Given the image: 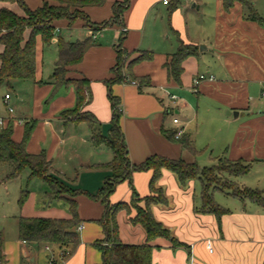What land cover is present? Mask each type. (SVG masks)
<instances>
[{"label": "crops", "instance_id": "crops-1", "mask_svg": "<svg viewBox=\"0 0 264 264\" xmlns=\"http://www.w3.org/2000/svg\"><path fill=\"white\" fill-rule=\"evenodd\" d=\"M24 1L31 10L44 4V0ZM121 1L106 0L101 6L84 8V12L93 23H102L113 17V6ZM164 1L130 0L123 14L122 27L115 25L95 34L86 28L83 21H77L72 26L67 20L56 21L51 45L56 49L52 58L54 66L58 57V39L61 37L69 41L63 37V32H68L70 36L80 33V40L69 42L93 38L95 44L88 49L81 63L70 68L67 76L90 82L91 101L83 111L97 119L98 129L104 136L110 134L113 117L109 91L120 100V123L133 165L142 164L153 156L196 162L195 155L180 142L169 140L163 134V130H183L184 135L194 143L188 123L178 117L182 110L188 108L184 100H187L186 92L190 90L197 98L196 110L200 105L205 112V132L214 137L209 144L218 150L215 162L224 158L251 164L247 175L231 179L240 189L259 191L264 197V23L261 25L247 20L244 8L238 2L226 10L223 0H169L168 5ZM51 3L55 5V2ZM252 3L264 21V0L260 4ZM4 8L24 15L16 3H0V11ZM159 19L165 25L163 38L166 46L155 53L148 49L151 46L148 37L152 38ZM121 28L126 29L122 48L132 54V60L143 52L154 54L153 60L140 61L129 71H124L125 75H133L139 81L146 79L150 82L142 88L129 79L112 85L110 89L106 85V81L113 77L116 46L123 34ZM29 36L30 30H27L25 39ZM181 43L197 47L198 53L184 62L182 83L178 85L169 78L166 64ZM45 48L41 36H38L35 79L26 80L32 85V96L27 99L32 102L31 108L28 111L19 110L12 105V95L5 93L0 96V120H4L5 124L13 120V141L16 143L22 141L25 125L34 123L26 146L27 153H44L51 162L54 176L72 189L86 193L75 199L80 219L76 229L79 244L63 259V252L57 247L20 239V218L71 219L72 213L65 200L48 202L47 188L41 180L30 183L27 201L20 206L21 191L27 186L28 175L24 188L20 185L17 192H9L8 185L18 177L0 185V264H102V253L94 244L105 237L100 224L105 206L88 197V194L98 193L107 179L112 178L109 163L113 160V153L106 145L94 147L87 122L66 119L65 112L77 105L76 91L73 86L56 88L49 83L54 67L45 68ZM3 50L0 45V54ZM202 63L213 68L200 73ZM201 75L206 79L195 84ZM168 94L176 98L171 100ZM7 95H10L8 102L5 99ZM9 107L14 110L13 113L8 111ZM3 110L6 112L4 115L1 114ZM170 116L173 118L168 122ZM176 118L178 124L174 123ZM6 164L0 163V171ZM152 174V171L134 172L131 181L117 185L110 202L130 203L134 191L141 199L151 196ZM36 181L38 186L31 189ZM157 187L163 190L166 203L152 205V214L180 245L173 246L166 238L153 240L150 243L153 248L151 264H264V207L217 191L214 200L227 211L217 218L201 211L200 180L181 185L175 174L163 170ZM216 195H224L231 202L219 203ZM135 216L136 211L133 210L131 214L120 211L116 216L119 239L125 245L147 243L145 229L131 222ZM208 242L212 244L213 253L207 249Z\"/></svg>", "mask_w": 264, "mask_h": 264}, {"label": "trees", "instance_id": "trees-1", "mask_svg": "<svg viewBox=\"0 0 264 264\" xmlns=\"http://www.w3.org/2000/svg\"><path fill=\"white\" fill-rule=\"evenodd\" d=\"M106 0H44L43 6L36 10H31L24 0H0V3H16L23 10L24 15H19L9 9L0 11V45L4 50L0 54V90L3 87L12 89L14 81L34 80L36 73V38L41 36L44 46H51L55 33V22L67 20L69 25H74L77 21H83L86 28L93 30V34L99 33L108 27L115 25L123 26V14L128 9L130 0H123L113 6V17L102 23H93L84 12L88 6H101ZM51 2L57 3V5ZM241 3L244 8L245 18L249 21L258 22L263 25L264 21L258 14L250 0H223L226 10H230L234 4ZM30 30V36L25 39V33ZM126 32L119 38L116 46V64L112 69L113 77L106 81L107 87L117 83H123L127 79L133 83H138L139 88L147 86L150 82L146 79L139 81L133 75H125L131 67L140 61L153 60V52H143L136 59L131 60L127 66L122 63L123 56L132 55L122 48ZM92 37L83 41L69 42L59 38L56 43L57 61L52 73L50 84L56 88L73 86L77 95V105L73 110L65 112V115L73 113L77 115L75 121H85L92 131L91 141L94 147L99 148L106 145L113 153V160L109 167L113 171L112 178L96 194H88V197L95 201H100L105 206V213L100 221L103 227L104 239L95 242L94 246L102 253V264H151L152 246L150 243L157 238L170 239L173 246L180 245L174 238H171L169 230L165 229L161 223L155 220L151 207L154 204L166 203L163 190L157 187L163 170H168L175 174L181 185H186L193 180H200L202 184L201 200L204 213H210L220 218L226 214V210L221 208L214 200V193L217 191L229 194L240 199H248L261 207H264V197L261 192L244 189L249 197H244L238 192H229L216 188L217 176L223 175L227 178H238L247 175L251 170V164L244 162H232L227 159H218L210 167L200 168L196 162L188 163L183 159L172 160L161 156H153L139 165H133L129 159V151L120 119L122 108L120 100L109 91V99L113 111L112 123L109 136H104L98 129L97 119L83 109L90 103V82L87 79L68 78L70 68L82 62L86 52L94 45ZM198 48L181 43L178 51L171 56L166 64L169 78L178 85H181V78L184 72V62L196 56ZM79 111H82L79 112ZM81 113V114H80ZM35 124L25 125L24 136L20 143L13 141L14 122L8 120L0 131V163H9L12 171L4 179H0V185L6 181L20 177L28 171L27 186L21 191L20 206L24 205L29 196L28 186L34 180H41L46 186V198L49 203L65 200L71 207V219H47V218H20L19 236L27 243L38 245H48L57 247L62 253V258H67L69 254L78 246L79 238L77 227L80 219L77 211L76 197L86 194L81 190L72 189L58 177L51 175V162L47 160L44 153L38 155L28 154L27 143L33 133ZM163 134L173 141H178L182 146L196 155L197 151L194 143L188 136L176 139V131L168 132L163 130ZM152 171L150 187L152 195L146 198H139L134 191L130 203L112 204L109 200L117 185L124 181H131L134 172ZM157 194V196H153ZM140 203H144L141 206ZM136 211V216L131 219L134 225H141L147 233V243L145 245L134 246L123 244L118 235L119 227L116 216L120 211ZM70 250V251H69ZM53 264H58L53 262Z\"/></svg>", "mask_w": 264, "mask_h": 264}, {"label": "rangeland", "instance_id": "rangeland-1", "mask_svg": "<svg viewBox=\"0 0 264 264\" xmlns=\"http://www.w3.org/2000/svg\"><path fill=\"white\" fill-rule=\"evenodd\" d=\"M213 1V0H212ZM254 3L260 4L261 0H251ZM55 5H57V3H55ZM21 9V8H20ZM22 10V9H21ZM22 14H24V12H22ZM88 30L93 33V30L88 28ZM165 33V25L164 22L162 20H158L157 21V25H155L154 27V34L152 36V38L148 37V41H149V45H151L148 49L149 50H153L155 53L160 52L164 49V46H166V42L164 41L163 35ZM80 34V33H78ZM76 33L74 35H69L68 32H63L62 35H64L63 37L69 41H76V40H80V36ZM54 54H56V49L53 46H46L45 48V68H50L54 67V63L52 62V58L54 56ZM207 58H210V56H207ZM132 60V56L131 55H125L123 56V60L122 63L125 64V67L127 66V64ZM213 67L210 64H201L200 67V73H206L207 71L211 70ZM18 82V83H17ZM14 87L13 89H9L6 86L2 88L1 90V94L5 95V93H10L12 95V105L16 106V108H18L19 110H24V111H28V108H31V100H27L28 98H31L32 96V89H31V83L29 81H14L13 82ZM16 84V85H15ZM21 92V93H20ZM16 95L19 96L18 100L16 99ZM178 99V97H177ZM184 100L187 102L188 104V108L184 109L181 111V113L178 115L179 119L182 122H185L186 124L188 123L187 127H188V131L189 133H191L192 138L194 140V144L197 150V154L195 155V160L196 163L198 164V166L200 168H204V167H210L213 164V161L215 162V159L218 155V150L213 147L210 143V139H213L214 137L210 136V134H208L207 132H205V121L204 119H206V115L205 112L203 111V109L201 108V106L199 105L198 110H196V95L192 94L190 90H187L186 92V96H185ZM24 101V102H23ZM168 101V100H167ZM167 101H165V104L167 103ZM176 102L179 100H175ZM175 102V103H176ZM82 113V111H79ZM80 113V114H81ZM2 115L6 114V112L3 110ZM66 119L68 121H75L77 115L70 113L68 115H65ZM173 116H170V118L168 119V122L172 121ZM192 121V123H190ZM77 122V121H75ZM179 131V130H178ZM177 132V131H176ZM184 136V133H183ZM211 145V148H208V146ZM214 150V153L211 154V150ZM11 166L9 163L5 165V168H3L0 171V178H4L6 174L10 173L11 171ZM51 173V172H50ZM28 171H25L20 178H18L17 180H14L12 182H10L9 185V192H17V190L19 189V186L22 185L24 188V182L25 179L28 175ZM51 175H53L51 173ZM216 184H214L213 186L216 188H220L223 190H229V192H238L240 195L244 196V197H249V194L244 192V189H240V187L231 179V178H227L223 175H219L217 176L216 179ZM34 185H31V189L32 188H36L39 184L38 181L33 183ZM153 196H157V194H154ZM219 203H223L226 204V202H231V199L224 196V195H216ZM141 206H144V203H140ZM134 211V210H133Z\"/></svg>", "mask_w": 264, "mask_h": 264}, {"label": "built area", "instance_id": "built-area-1", "mask_svg": "<svg viewBox=\"0 0 264 264\" xmlns=\"http://www.w3.org/2000/svg\"><path fill=\"white\" fill-rule=\"evenodd\" d=\"M178 1H180V2H185L186 0H178ZM169 3H170L169 0H165V1H164V4H165V5H168ZM121 31H122V32H126V29H125V28H121ZM212 78H213V77H211L210 79H212ZM205 79H206V76L201 75V76H199V77L197 78V80L195 81V84H199L200 81H203V80H205ZM168 97H169L171 100H174V99L176 98L175 96H170L169 94H168ZM5 99H6V102H8L9 99H10V95H7V96L5 97ZM8 111H9L10 113H13V112H14V110H13L11 107L8 108ZM174 123H175V124H178V123H179V120H178L177 118L174 119ZM4 125H5V121H4V120H0V127H3ZM182 136H183V130H179V131L176 132L175 138L178 140V139H180ZM207 249L209 250L210 253H213L212 244H211L210 242L207 243Z\"/></svg>", "mask_w": 264, "mask_h": 264}, {"label": "water", "instance_id": "water-1", "mask_svg": "<svg viewBox=\"0 0 264 264\" xmlns=\"http://www.w3.org/2000/svg\"><path fill=\"white\" fill-rule=\"evenodd\" d=\"M202 50V47L200 48ZM235 116L237 115V113L234 114Z\"/></svg>", "mask_w": 264, "mask_h": 264}]
</instances>
